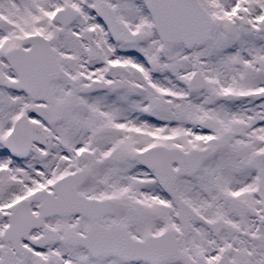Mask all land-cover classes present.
<instances>
[{"label":"snow or ice","instance_id":"1","mask_svg":"<svg viewBox=\"0 0 264 264\" xmlns=\"http://www.w3.org/2000/svg\"><path fill=\"white\" fill-rule=\"evenodd\" d=\"M0 264H264V0H0Z\"/></svg>","mask_w":264,"mask_h":264}]
</instances>
